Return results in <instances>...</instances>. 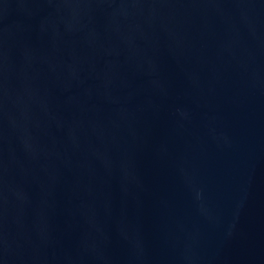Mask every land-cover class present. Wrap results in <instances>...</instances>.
I'll use <instances>...</instances> for the list:
<instances>
[{
	"label": "water",
	"instance_id": "obj_1",
	"mask_svg": "<svg viewBox=\"0 0 264 264\" xmlns=\"http://www.w3.org/2000/svg\"><path fill=\"white\" fill-rule=\"evenodd\" d=\"M0 264H264V0H0Z\"/></svg>",
	"mask_w": 264,
	"mask_h": 264
}]
</instances>
